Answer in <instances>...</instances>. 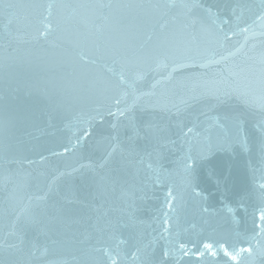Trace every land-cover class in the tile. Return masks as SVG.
Here are the masks:
<instances>
[{"label": "water", "instance_id": "obj_1", "mask_svg": "<svg viewBox=\"0 0 264 264\" xmlns=\"http://www.w3.org/2000/svg\"><path fill=\"white\" fill-rule=\"evenodd\" d=\"M262 212L264 0H0V264H264Z\"/></svg>", "mask_w": 264, "mask_h": 264}, {"label": "snow or ice", "instance_id": "obj_2", "mask_svg": "<svg viewBox=\"0 0 264 264\" xmlns=\"http://www.w3.org/2000/svg\"><path fill=\"white\" fill-rule=\"evenodd\" d=\"M261 218L264 219V212L261 213ZM205 247L206 248H211V245H205ZM232 258L235 259V256H233Z\"/></svg>", "mask_w": 264, "mask_h": 264}]
</instances>
